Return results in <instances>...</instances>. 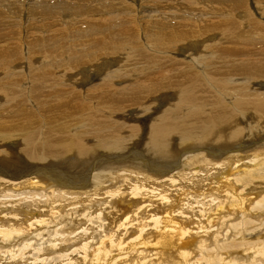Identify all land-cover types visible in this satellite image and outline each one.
Masks as SVG:
<instances>
[{
	"label": "bare ground",
	"instance_id": "1",
	"mask_svg": "<svg viewBox=\"0 0 264 264\" xmlns=\"http://www.w3.org/2000/svg\"><path fill=\"white\" fill-rule=\"evenodd\" d=\"M0 141V264H264V0H0Z\"/></svg>",
	"mask_w": 264,
	"mask_h": 264
},
{
	"label": "rangeland",
	"instance_id": "2",
	"mask_svg": "<svg viewBox=\"0 0 264 264\" xmlns=\"http://www.w3.org/2000/svg\"><path fill=\"white\" fill-rule=\"evenodd\" d=\"M248 7H249V9L251 10V8H250V2L248 3ZM251 11H252V10H251ZM32 24H34V23H32ZM32 28H33V27H32ZM93 83H96V82H93ZM132 112H138V110L135 109V110H133ZM129 114H130V112H128V114H126V115H128V117L131 116V117H130V119H131V118L133 117V115H129ZM130 123H133V122L130 121ZM135 123H136V122H135ZM145 126H146V125H145ZM145 126H143L144 128L141 126V127H142V128H141V129H142V132H141L142 134H143L144 132H146V131H145V130H146ZM140 131H141V130H140ZM145 135H146V134H145ZM11 141H12V142H11ZM11 141H9V142H10L9 145H10V144H16V142H14V141H16V140H11ZM0 142H1V141H0ZM13 142H14V143H13ZM14 149H15V148H14ZM14 149H13V150H14ZM25 163H26V165H27L28 167H30L29 165L33 166V165L30 164L28 161H25ZM69 163H71V162H69ZM22 164H23L22 162L16 163V164L13 165L12 168H11V165H9V166H8V165H5L6 169H4V170H6V171H10V172H17V171H19V169H22V168H23ZM20 165L22 166V168H21ZM72 165H73V167H74V165H75L74 161L72 162ZM77 165H78V164H77ZM104 165H105V164H103V165H101V166L105 167ZM7 166H8V167H7ZM9 167H10V168H9ZM24 168H26V167H24ZM69 169H70V168H68V171H69ZM71 169H72V168H71ZM12 170H13V171H12ZM73 170H76V169H73ZM109 181H110V182H114V180H112V178L108 179V182H109ZM111 184H112V185H115L116 183H115V182H114V183H110V185H111ZM108 185H109V183H108Z\"/></svg>",
	"mask_w": 264,
	"mask_h": 264
}]
</instances>
